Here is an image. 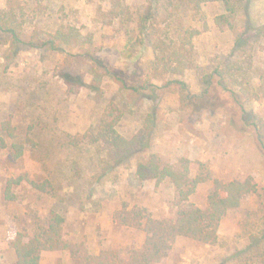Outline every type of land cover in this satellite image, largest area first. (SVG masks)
<instances>
[{"label": "rangeland", "instance_id": "1", "mask_svg": "<svg viewBox=\"0 0 264 264\" xmlns=\"http://www.w3.org/2000/svg\"><path fill=\"white\" fill-rule=\"evenodd\" d=\"M96 1L42 0L39 8L29 2L26 35L34 28L54 31L61 24H71L91 35L99 57L126 74L136 68L144 79L152 51L134 49L117 22L103 24L96 13ZM143 1L126 0L133 10ZM250 1L247 10L238 12L234 27L225 30L214 24V17L224 12L222 4H206L199 16L208 22V30L194 39L195 55L197 65L209 70L246 30L243 47L247 56H252V65L238 78L259 94V99L244 103L245 108L264 119V35L254 31L264 25V0ZM6 2L0 0V8ZM181 13L178 21L184 26L202 29V20L184 10ZM62 59V54L41 48H16L0 32V124L11 120L15 140L26 147L19 159H14L8 148L0 149V264H16L15 236L19 232L31 236L52 210L64 217L67 242L83 243L93 254L116 249L126 258L142 248L145 233L115 220L125 205L145 208L154 218H173L183 207L204 208L215 179L248 176L257 184V192L224 216L214 244L179 237L157 264H264L252 241L264 231V153L249 132L231 125L228 114L234 101L225 97V107L192 113L181 109L178 95L167 91L163 80H152L158 89L147 91L138 103L124 102L109 78L104 79L100 95L88 88L71 94L56 72ZM184 79L192 92H200L198 73L188 71ZM110 101L119 107L117 130L124 136L136 133L147 114L154 113L157 119L152 147L120 165L112 163L99 146L73 142L74 137L98 129ZM153 153L164 163L199 161L208 178L188 201L179 204L168 180L157 183L136 177L137 164ZM9 181H13L11 198L7 196ZM33 182H46L48 192L35 188ZM59 259L63 264H78L68 254L53 251L43 252L41 261L57 264Z\"/></svg>", "mask_w": 264, "mask_h": 264}, {"label": "trees", "instance_id": "2", "mask_svg": "<svg viewBox=\"0 0 264 264\" xmlns=\"http://www.w3.org/2000/svg\"><path fill=\"white\" fill-rule=\"evenodd\" d=\"M29 2L34 3L35 8L42 5V0H7L5 7L0 8V32L7 35L16 48L30 46L47 53L62 54L63 59L56 72L69 93L76 94L82 88H88L100 95L104 79L109 78L117 86V92L124 102L138 103L147 91L158 89L152 80H163L162 86L178 95L181 109L192 113L225 107V97H229L235 103L228 114L231 125L249 132L264 153V119L244 106V103L259 99V94L250 84L238 78L252 65V56H247L243 47L246 30L236 37L227 55L209 70L197 65L195 55L194 39L208 30V22L199 16L203 15V7L213 2L222 4L224 12L214 17V24L223 30L232 29L238 12L247 10L250 0H144L135 10L126 0L96 1V13L103 24L111 26L117 22L126 35L127 43L134 49L138 46L141 50L152 51L153 58L148 63L144 79L136 68L126 74L99 57L91 35L84 34L71 24H61L54 31L34 28L30 35H26ZM182 10L202 20V29L186 27L178 21ZM254 31L264 35V25L254 27ZM192 70L198 73L201 81L202 87L198 93L192 92L184 79L185 74ZM87 77H90V82H87ZM120 118L118 105L110 101L98 129L74 137V144L101 147L115 165L149 150L157 128L155 114H147L141 127L130 137L118 132ZM0 131L3 134L0 149L8 148L14 159L21 158L26 147L15 140L16 128L11 120L0 124ZM204 170V165L199 161L182 159L179 164L164 163L153 153L137 164L135 175L141 181L154 179L160 183L168 180L178 194V203L182 204L189 200L199 184L207 180ZM194 171L198 173L193 175ZM12 182L9 181L7 188L9 198L12 197ZM15 182L19 183L20 179ZM32 185L48 192L46 182H33ZM256 192L257 184L251 176L231 181L215 179L204 208L183 207L175 217L163 219L154 218L145 208L129 209L125 205L115 215V220L145 233L142 248L132 251L126 258L121 257L116 249H104L93 254L83 243L67 242L64 238V217L52 210L36 225L31 236L17 233L12 242L16 264H43L42 253L51 251L66 253L78 264H157L179 237L214 244L218 240L219 225L224 216L240 207L245 197ZM252 241L257 256L262 257L264 263V231L253 236ZM57 264H63L62 260L59 259Z\"/></svg>", "mask_w": 264, "mask_h": 264}]
</instances>
